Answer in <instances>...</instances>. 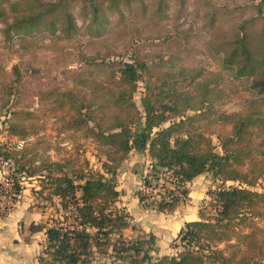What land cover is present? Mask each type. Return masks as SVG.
<instances>
[{
  "label": "trees",
  "instance_id": "1",
  "mask_svg": "<svg viewBox=\"0 0 264 264\" xmlns=\"http://www.w3.org/2000/svg\"><path fill=\"white\" fill-rule=\"evenodd\" d=\"M74 1L89 14L83 26L88 39L79 44V51H87L92 42L97 52L71 70V83H50L31 93L39 107L15 108L19 95L26 94L17 84L21 73L13 66V77L0 76V124L5 132L0 161L10 166L3 175L10 187L1 184L0 197L10 191L15 200L23 180H36L38 187L32 190L39 195L37 205L45 208L49 203L56 211L30 225L31 232L45 235L40 262L90 264L95 252L105 255L111 250L117 258L128 257L129 264H264V226L254 220L264 216V190L254 188L264 175V0L207 4L203 57L183 46L164 53L148 47L157 44L156 39L174 38L175 32L188 35V0H151L149 10L146 0H122L139 3L141 15L134 24L119 26L118 37L111 36L110 26L105 36L101 17L106 10L120 14L121 0H28L26 12L10 26L28 31L47 19L43 24L51 30L46 32L50 37L70 36L78 28L68 9ZM241 8L251 10L250 16L236 15L227 28L217 24L219 14ZM57 12L60 26L54 21ZM5 16L0 0V19ZM257 16L261 25L250 30L247 23ZM122 35L124 50L115 54L110 43L121 41ZM94 36L98 40H91ZM52 42L45 49L61 52L63 46ZM139 90L140 104L134 98ZM235 100L243 104L240 110L219 107ZM50 127L57 134L71 132L70 146L52 134L31 138ZM79 134L90 138L97 165L86 157ZM217 145L222 153L214 150ZM133 149L146 150L151 159V169L141 176L142 187L157 186L164 168L177 178L161 184L153 202L158 211L169 212L188 198V182L194 176L210 171L219 180L208 192L210 210L200 207L197 218L184 222L172 243L181 247L172 253L151 254L153 234L139 242L123 235L129 216L115 204L116 174ZM142 187L137 194L147 205L149 194Z\"/></svg>",
  "mask_w": 264,
  "mask_h": 264
},
{
  "label": "rangeland",
  "instance_id": "2",
  "mask_svg": "<svg viewBox=\"0 0 264 264\" xmlns=\"http://www.w3.org/2000/svg\"><path fill=\"white\" fill-rule=\"evenodd\" d=\"M188 1L190 8V14L188 16L190 19V28L187 29L188 26H184L188 35L175 32L174 38H168L167 40L165 39V41L156 39V42L158 43L148 46L150 50H159L164 53L169 48H181L183 46L186 50H189V52L192 51L193 54H197L199 57L205 56V46L203 42V36H205V33H203V28L205 27L203 23L205 19L204 14L208 8L206 5H210L212 2H217V0ZM226 2H232L233 5H240L244 4L246 0L245 2L244 0H227ZM1 4L5 7L6 16L4 19H0V76L3 78H6V75L10 78L13 77V66H16L21 73L20 81L19 83L17 82V84H19V89L21 88L26 94L19 95V104L16 105L15 108H17V106H21L20 108H22V105H24V108L28 109L39 107L37 97L31 95V93L38 91L40 88H43L50 83H60L61 85L70 84L72 79L71 70L76 68L78 62L85 57L96 55L97 47L94 45L97 43L93 44L90 42L87 46V51H79L81 48L79 44L83 42V46L85 40L88 39L87 35L84 34L83 26L88 22L89 14L84 15L82 13L79 1H74L71 5L69 2L68 9L69 12L72 13L74 21L78 27L77 32L70 36L64 33H59V36L50 37L46 32H51V30L44 25L48 22L47 19L42 20L40 22L41 25L39 24L37 27L33 26L28 31L10 26L15 18L22 16V14L26 12V9L30 5L28 0H1ZM146 5L149 10V7L152 6V1L146 0ZM197 6L199 7L197 8ZM139 7L140 4L136 1L125 3L121 0L118 3L120 14L118 11L112 13L109 10H106L101 17L105 20L104 24L108 30L105 36H109L110 34L108 29L109 26L111 29V36L115 35L118 37L119 26L123 27L124 24H127V21L134 24L140 19L141 14ZM196 10H198V13H196ZM250 13L251 10H242L241 8L240 11H237L234 14L222 16L219 14L217 24L221 27L227 28L236 21V15L249 17ZM262 13L264 14V4ZM54 19L56 25L60 26L62 23V17L59 12H57ZM120 22H122V25H120ZM261 22V18L257 16L253 22L247 23V27L250 30L257 29L256 27L260 26ZM253 23L255 25H252ZM8 27L9 31L7 30ZM85 31L87 32V30ZM120 34H124V32L121 31ZM125 37V35H122L120 37L121 41H117L115 44L110 43L109 48L113 50V53L117 54L120 50H124L122 43H124ZM92 38L93 39L91 40H98V37L94 36ZM53 40L57 41L56 44L63 46L61 51L63 54L59 50L45 49V44L50 45L51 47ZM108 40L109 39H107V42ZM147 41L149 42L150 40ZM56 44H54L53 47H57ZM102 50L103 49L101 48V51ZM77 55L79 56L77 57ZM20 84H22L23 87H21ZM134 98L136 102L140 104L138 92L134 94ZM29 103L32 104L31 107L26 106ZM262 104L264 106V102H262ZM219 107L227 111H237L243 107V104L238 103L235 100L225 102ZM4 134L3 126L0 124V140L5 139ZM50 134L58 136V140L60 139L62 144L70 146L68 140L71 132L65 131L57 134V132L52 130L51 127L46 130H40V132L31 138L47 137ZM212 138L213 143L217 144L215 135H213ZM15 139L16 138H14V140ZM78 139L81 140L86 148L84 152L86 157L93 162V164H96L95 158L92 154V152H94V146L90 141V138H82L79 134ZM214 150L218 153H222L220 145H217ZM50 153L56 158L53 151ZM135 154L136 152L134 149L132 153L128 155V159L125 161L122 160L117 168L116 182L118 184V189L128 191V187L124 183L128 176H130L131 186L138 181V183H140V188L142 187L141 176L147 173V169H150L148 165L150 164V160L136 159ZM8 167H10L8 163L0 161V185L2 184L1 179L3 178L4 173L7 172ZM132 167L136 172H133ZM135 173H138L139 177H137ZM160 182L171 184L172 181L168 178H163ZM218 183L219 180H214L210 171L203 172L193 180V202L188 203V198H186L182 202H179L178 206L169 212L158 211L153 207L155 198L159 197V194L153 190L152 194L155 195H148V198L146 199L147 205L142 204L143 215H140L137 219L129 220V226L122 231L123 235L127 238L136 239L139 242L147 239L150 234H153L155 236L153 246L156 248L150 249V245L143 244L144 248L150 249L149 252L154 256L158 254V252H174L176 249L172 246L173 239L177 235L180 225L184 222L183 220L191 216L195 211L197 213L199 207H203L206 210L209 209L212 196L208 192L213 190ZM36 184V180L28 181L25 179L23 180L21 193L16 195L15 200L13 198L14 195L10 193V191L0 197V249L7 250V255L0 254V256H2V264H25V256L29 254V252H35L34 257L40 262L39 255L43 254L45 235L42 231L31 232L30 225L32 222H42L47 220V216L51 212L55 213L56 211L49 203H47L48 205L45 208L37 205L40 198L39 195L32 190L33 186L36 188L38 187ZM254 188L264 190V175H261ZM160 189L162 188L160 187ZM148 190H146V186L143 185L142 191L148 194ZM254 220L259 225L264 226V216H255ZM31 233L35 234L32 238V243H30L33 246L32 252L29 247L25 245V241L29 239ZM220 246H223V244H220ZM180 247L181 246H178L176 248ZM113 254L114 252L111 250L105 255L95 252L94 259L90 264H129L128 257L117 258ZM119 254L122 255L124 253ZM20 256L23 258L24 262H21L22 258L20 259ZM34 257H32V260H29L27 264H33L34 261H37L34 260ZM38 261L36 264L39 263Z\"/></svg>",
  "mask_w": 264,
  "mask_h": 264
},
{
  "label": "crops",
  "instance_id": "3",
  "mask_svg": "<svg viewBox=\"0 0 264 264\" xmlns=\"http://www.w3.org/2000/svg\"><path fill=\"white\" fill-rule=\"evenodd\" d=\"M137 92H138L139 97H140L141 91L139 90ZM132 151L130 152V154L132 153ZM135 152H136V154H135L136 155V159H142V160H146V161H147V159H149V156H148L146 150L144 152V151L135 149ZM127 157L124 159V161L128 159ZM143 158H145V159H143ZM132 170H133V172H136V170L133 169V167H132ZM202 173L194 176L188 182V186L190 187V192H189V195H188V203L193 202V200H194V196H193V188H194L193 180H194L195 177L201 175ZM135 174H136L137 177H139V174L138 173H135ZM124 183L128 187V191L122 190V189H118L119 190V196H118V199L116 200L115 204L118 207H122L128 213V216H129L128 217V220H134V219H137L140 215H143V212H142L143 211V205H142V202L139 200V197H138V194H137V191L140 188V183H138V181H136V183L133 186H131L130 185V183H131L130 176H128L127 180ZM117 188H118V184H117ZM198 209H197V213L195 211V213H193L188 218H185L183 221L185 222V221H187L189 219L197 218L198 217ZM184 222L180 225V227L184 224ZM128 226H129V223H128ZM180 227H179V229H180ZM179 229H178V231H179ZM34 235H35L34 233H31L29 239L27 241H25V243H26L25 245L27 247H29V249H30L31 252H32V247L33 246L30 243H32L31 241H32V238L34 237ZM163 253H172V252H169V251H166V252H158L159 255L160 254H163ZM0 254L7 255V250L6 249H0ZM34 254H35V252H32V253L29 252V254H27L25 256L26 257L25 258V262L23 261V258L20 256V259L22 258L21 262H24L25 264H27L29 262V260L30 261L32 260V257H34ZM29 255H31V256H29ZM1 257L2 256H0V264L3 263L2 260H1ZM34 260H37V259L35 258ZM37 261H34L33 264H36ZM38 264H41V263L39 262Z\"/></svg>",
  "mask_w": 264,
  "mask_h": 264
},
{
  "label": "built area",
  "instance_id": "4",
  "mask_svg": "<svg viewBox=\"0 0 264 264\" xmlns=\"http://www.w3.org/2000/svg\"><path fill=\"white\" fill-rule=\"evenodd\" d=\"M150 160V161H149ZM148 161H149V163L150 164H148L149 165V167H150V169H151V159H148ZM148 171H149V169H147ZM148 171H146V172H148ZM163 178H168V179H170V181H172V182H175V181H177V178H176V176H174L173 175V172H172V170L171 169H168V168H164L160 173H159V178H158V181H157V186H147L146 187V190H148L149 188V190H148V194H149V196L150 195H155V194H152V191L154 190V192H156V193H158L159 194V192H160V187H161V180L163 179ZM1 183H2V185H4V187H10V183L6 180V179H4V178H2L1 179ZM148 188V189H147Z\"/></svg>",
  "mask_w": 264,
  "mask_h": 264
}]
</instances>
